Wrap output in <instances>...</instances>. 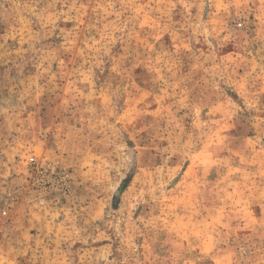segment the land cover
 <instances>
[{
	"label": "rangeland",
	"instance_id": "374dc122",
	"mask_svg": "<svg viewBox=\"0 0 264 264\" xmlns=\"http://www.w3.org/2000/svg\"><path fill=\"white\" fill-rule=\"evenodd\" d=\"M0 264H264V0H0Z\"/></svg>",
	"mask_w": 264,
	"mask_h": 264
}]
</instances>
